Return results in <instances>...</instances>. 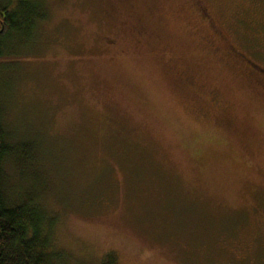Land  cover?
Here are the masks:
<instances>
[{
	"label": "rangeland",
	"instance_id": "374dc122",
	"mask_svg": "<svg viewBox=\"0 0 264 264\" xmlns=\"http://www.w3.org/2000/svg\"><path fill=\"white\" fill-rule=\"evenodd\" d=\"M26 1L2 182L50 264H264V0Z\"/></svg>",
	"mask_w": 264,
	"mask_h": 264
},
{
	"label": "trees",
	"instance_id": "16d2710c",
	"mask_svg": "<svg viewBox=\"0 0 264 264\" xmlns=\"http://www.w3.org/2000/svg\"><path fill=\"white\" fill-rule=\"evenodd\" d=\"M37 5L34 1L20 0L18 7L12 8V0H0V60L12 55L8 41L16 34L25 35V39H20L23 44L29 41L32 31L45 17ZM12 153L6 144L0 109V264H50L54 255L49 236L43 230L44 213L31 198L11 204L4 193L3 165ZM104 258L102 264H118L112 253Z\"/></svg>",
	"mask_w": 264,
	"mask_h": 264
},
{
	"label": "flooded vegetation",
	"instance_id": "af4514ba",
	"mask_svg": "<svg viewBox=\"0 0 264 264\" xmlns=\"http://www.w3.org/2000/svg\"><path fill=\"white\" fill-rule=\"evenodd\" d=\"M249 62V61H248Z\"/></svg>",
	"mask_w": 264,
	"mask_h": 264
}]
</instances>
